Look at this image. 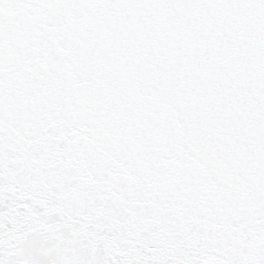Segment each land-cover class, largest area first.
<instances>
[{"label": "snow or ice", "instance_id": "obj_1", "mask_svg": "<svg viewBox=\"0 0 264 264\" xmlns=\"http://www.w3.org/2000/svg\"><path fill=\"white\" fill-rule=\"evenodd\" d=\"M0 264H264V0H0Z\"/></svg>", "mask_w": 264, "mask_h": 264}]
</instances>
